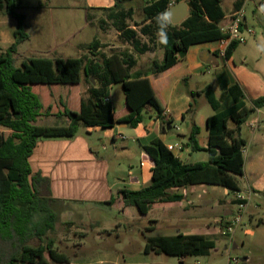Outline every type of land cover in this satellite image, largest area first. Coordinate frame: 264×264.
<instances>
[{"label":"trees","instance_id":"16d2710c","mask_svg":"<svg viewBox=\"0 0 264 264\" xmlns=\"http://www.w3.org/2000/svg\"><path fill=\"white\" fill-rule=\"evenodd\" d=\"M145 1L148 5L144 8L143 20L149 23L143 25L140 32L147 36L153 47L141 43L137 33L128 27L127 19L131 17L129 12L116 5L110 9L109 15L122 36L132 41L134 51L139 54L155 48L164 51L163 61L153 64L151 71L154 74L175 66L192 45L224 38L219 27L220 21L226 16L221 0ZM182 1L188 3L191 14L181 24L172 25L170 6ZM245 1L238 0L235 3V12L243 9ZM21 4L22 0H0V11L18 22L17 30L13 33L14 43L0 54V127L6 128L0 137V264H71L66 254L52 249L49 244L53 241L50 235L57 229L58 216L52 208L49 180L32 172L30 157L33 150L44 138H72L81 128H112L115 109L113 102H106L105 98L109 94L108 88L113 84H124V95L131 113L123 122L132 127L142 122L148 108H153L159 117L163 110L148 95L145 87L147 82L139 79L147 76V72L132 73L136 61L128 53L99 61L87 57L23 58L18 46L29 36L25 31V15L19 12ZM160 34L163 37L158 40ZM97 43L88 48L92 49ZM239 45L238 42L229 44L224 54L226 60L231 59ZM90 78L95 83L90 82L88 95L81 98L79 112L70 109L64 96L60 95V88L52 90L53 86L82 85L83 79ZM43 88H51L47 97L55 102L58 110L52 105L45 106ZM202 94L215 111L207 121L208 145L206 149L200 148L197 140L200 129L194 124L189 144L192 151H206L208 160L185 163L161 140H154L144 148L154 163L152 182L139 191L120 190L124 208L134 207L144 216L156 204L184 199L181 195L170 194L169 190L195 185L220 186L231 190L233 194L241 192L238 178L244 174L242 148L247 142L240 133L250 117L264 107V95L253 100L250 105L237 84L231 85L219 99L210 87L204 91L191 92L194 98ZM226 100L228 104H225ZM194 112L196 109L191 105L188 113ZM51 117H67L70 123L67 126H54L47 122ZM171 123L167 122L168 125ZM231 123L233 127H230ZM37 242L40 244L35 245ZM215 248V241L204 235L179 233L148 237L145 252L191 258L206 257Z\"/></svg>","mask_w":264,"mask_h":264},{"label":"crops","instance_id":"0c3cea01","mask_svg":"<svg viewBox=\"0 0 264 264\" xmlns=\"http://www.w3.org/2000/svg\"><path fill=\"white\" fill-rule=\"evenodd\" d=\"M127 1L129 0H122L121 2H117L116 0H89L85 4L84 9L89 13L91 19L90 24L87 23L89 27L88 34L91 36L93 32L94 36H92V40L84 44L88 54H82L81 57L99 61L123 52L132 55L136 61L132 73L147 72V76L139 79L147 82L145 87L148 95L154 98L156 103L161 107L163 110L162 116L159 117L157 112L150 107L143 114L142 122L137 127H132L129 123L123 122L131 113L128 109L127 99L123 95L122 101L117 102V104H122L123 108L119 109L118 112L115 110V122L113 127L110 128L112 130L110 135L112 144L110 146L99 148L100 146L96 143L94 139L95 133L99 135L101 130H103L99 127L81 128L76 136L72 138H44L38 142L30 157L32 172L40 174L49 180L51 197L53 199L52 208L58 216L57 225L62 224L65 226L66 231L70 230V233H87L85 229L92 228L94 230L91 233L97 235L99 240H103L104 236L100 235L101 232L106 231L112 235L115 230L114 228H117L120 232L123 229V224H126L128 227L135 224L134 227H129V232L127 233L135 235L139 231L138 235L144 240V246L140 247V250L147 256L156 255L153 252L148 254L145 252L146 239L148 237L173 236L179 233L184 235L195 234L204 235L210 240H214L216 244V240L222 236L220 228L227 226V223L231 220L229 217L233 214L232 209L235 208V206H232L233 198H231L228 204L221 197L218 198V195H215L218 198L217 201L213 199L212 196L214 195L211 194L209 188H215L213 192L217 194V186L203 185V188H199L198 186L200 185H195L188 188L169 190L170 194L181 195L184 199L180 202L156 204L144 216L140 213H135L133 211L134 207L124 208L119 191L122 189L139 191L151 184L154 163L144 148L150 146L156 139L161 140L168 148L169 146H173L174 150L172 152L185 162L184 157L190 156L192 152H195L192 151L189 144V137L194 124L200 129V133L197 136L198 145L202 149L207 148L209 136L207 121L215 114V111L211 107L214 111L213 114H202L203 108L199 107H201L206 97L203 94L197 95L196 97L200 98L199 101L196 100V97L191 96V92L204 91L210 87L219 99L223 93L229 90L231 85L237 84L245 95L246 88L243 84L244 81L240 77V73L233 74L230 68V63H233L235 69H238L237 65H235V53L237 49L234 51L231 59L226 60L224 57L225 49L222 47L220 41L195 44L189 48L186 56L175 66L160 74H154L151 71L154 62L163 61L157 60L158 55L156 53L157 51H161L160 54L163 55L164 59V51L160 48H155L153 51L150 50L145 54H139L134 51L132 41L122 36V32L115 28L110 18V9L119 5L124 11L129 12L131 16L127 19L128 27L137 33L141 43L149 44L147 36L140 32L141 27L149 23V21L144 23L143 20V11L148 2L142 0L144 5L141 7L140 13L137 12L134 4L127 3ZM223 1L221 0V6ZM237 1L231 0L229 12L226 13L224 11L226 16L220 21V29L231 23ZM248 3L259 8L264 7V0H246L243 6L244 11ZM56 7L65 10L78 6L68 3L50 4L47 8L30 17V20L24 14L25 31L29 38L18 46V52L23 58L71 59L74 58L72 56L74 52L80 49L77 38L80 31L82 32L84 28L83 30H79L77 25L73 23L72 16L70 22L67 23L65 32H62L56 38L53 22L50 20L53 18L51 11ZM17 27L18 22L14 17L5 15L0 11V54L5 52L14 43L13 33L17 30ZM250 29L245 16L243 30L249 31ZM109 30H114L118 40L120 39L125 42L124 45L131 47L132 51H120L119 53L108 51L116 48V45L108 46L107 44L110 42L107 39L102 40V38L108 36ZM162 37L163 35H158V40ZM96 41L98 43L94 44L92 49H89V45ZM110 44L114 45V43ZM149 46L153 47L152 44H149ZM123 47L126 48V46ZM147 56L151 57V61L144 59ZM91 80L94 81L93 78H90ZM76 87L79 88V92L74 95L75 108L69 107L72 111L79 112L84 88L82 85ZM115 87H117L116 90H114ZM52 88V90H55L59 87L53 86ZM49 89H42L43 100L45 99L44 104L45 106L52 105L58 110L55 102L47 97L51 91V88ZM108 89L113 103V97L117 91L121 90L124 94L123 83L113 84ZM71 94V89H68L66 94L61 91L60 95L68 96ZM255 99H250L251 102L248 104H251ZM65 101L68 104L67 100ZM191 105L196 109V112L189 114ZM205 120L206 128L202 127V123ZM168 121L172 123L168 125ZM69 123L70 121L67 120V125ZM180 123L188 129V132H182ZM49 124L54 125L53 123ZM169 126L171 127L170 129H168ZM164 127L166 128L165 130ZM128 128H130V135L122 131ZM174 129L176 130V136L172 135ZM5 130L6 128L0 127V137ZM203 130H206L204 131L207 134L206 136H202ZM202 138L204 140L201 141ZM119 141H123V143L118 144ZM180 147L182 148L181 151L179 150ZM138 159H140L139 167L135 168L134 164H130L128 173L121 167V164L124 162L134 163ZM249 187L256 195L264 191L263 184L252 186L249 183ZM200 189H203L204 196L198 194ZM225 190L227 194L231 193V190ZM247 205L248 208V202ZM113 207H117L123 214V221L115 224L111 220H105L104 217L102 221L99 220V215L103 214L106 210L113 209ZM219 207H223L226 219L220 218L218 211H216ZM253 211L255 210L253 209ZM149 217L151 225L146 226L144 220ZM85 218L88 222L85 221ZM210 218H213V220L210 221ZM250 218L253 219L252 221L256 220L252 215ZM259 227L257 221L255 228L252 229L250 234V242L256 247L264 245V231L259 237L255 231ZM111 237L108 236V239L111 240ZM119 239L120 237L112 241L117 242ZM106 249L109 250L110 248ZM108 256L114 260L118 259L117 254L114 252L108 253ZM187 259L188 257H181L180 261L182 264H186ZM239 261L241 264H264L263 257H248L245 258L244 263H242V259Z\"/></svg>","mask_w":264,"mask_h":264},{"label":"rangeland","instance_id":"374dc122","mask_svg":"<svg viewBox=\"0 0 264 264\" xmlns=\"http://www.w3.org/2000/svg\"><path fill=\"white\" fill-rule=\"evenodd\" d=\"M88 1L89 0H22L19 12L26 14L30 20V17L34 16L39 11H42V9L47 8V6L50 4L53 5L55 3H68L73 6L77 5L78 7H73L72 9L61 10L57 7L52 9L51 15H53V18L50 20L53 22L56 38L59 34L65 32L67 23L70 22L71 16L73 18V23L77 25L79 30H83L84 28L82 32L80 31L77 38V43L80 45V49L75 51L74 55H72L74 58H78L81 57L82 54H88L84 44L92 40V36H94L93 32L91 36L88 34L89 27L87 26V23L90 24L91 19L89 13L84 9V6ZM230 2L231 0H224L222 3V7L226 13H228L231 8ZM127 3L134 4L137 8V12L141 13V7L144 5L142 0H129ZM245 14L251 29L249 31L243 30L246 43L240 44L235 53V65H237L238 69H235L233 63H230V68L232 69L233 74L240 73V77L244 81L242 82L246 88L245 100L247 103H250L252 99L264 95V7L259 8L251 3H248L245 8ZM107 35L108 36L106 38L101 37L102 40L107 39L108 42L114 43V45L108 43V46L116 45V48L108 51H115L117 53L120 51H132L131 47L124 45L125 42L121 41L120 39L118 40L114 30H109V34ZM123 46H126V48ZM160 53L161 51H157L156 53L158 55L157 60L162 61L163 55ZM144 59L151 61L150 56H147ZM90 82L92 81L83 79L82 87L84 88V97L88 95ZM59 88L60 89L58 90L62 92L66 91L68 88L71 89L72 94L68 96L65 95L63 98L67 100L70 107L75 108L74 95L79 92V88L76 86H60ZM116 89L117 87L114 88V90ZM34 92H37V90H34ZM196 100L200 101V98L196 97ZM228 103L229 102L226 100L225 104ZM113 105L116 112L123 108L122 104H117V102H114ZM226 107L227 106H224L223 108ZM199 108H203L202 114L204 115L214 113L207 99L204 100L201 107ZM260 112L261 117H264V107L260 109ZM256 117L257 114H254L248 121L251 123V121H254ZM67 120V117H51L47 119V122L53 123L56 126H67ZM181 124L182 123H180V129L182 132H188V129H186L185 126H182ZM202 127L206 128V120L202 123ZM230 127H233L232 123L230 124ZM122 131L127 135H130V128L126 130L123 129ZM204 131L206 130H203L202 136L207 135ZM111 132L112 130L108 128L101 130L99 135H96L95 133L94 139L100 146L99 148H102L103 146H110L112 144L110 136ZM172 135L176 136L175 129L172 131ZM240 136L247 142V152L243 155L244 174L238 178V182L241 186L242 194L246 195L249 207L243 215L241 225L236 228L234 232H229L226 227L220 228L222 236L216 240V249L212 251V254L209 257H191L186 260V264H228L229 258H238V260L248 257L264 258V245L261 247H256L250 242V234L252 229L255 228L256 222L258 221V225L260 223H264V191L263 193L256 195L249 187V183H251L252 186H255L256 184L264 185V125H262L260 131L253 133L247 124H245L242 127ZM202 140L204 139L202 138L201 141ZM121 143H123V141L118 142V144ZM184 160L187 163L206 162L208 160V153L206 151H195L192 152L190 156H185ZM130 164H134L135 168H137L139 167L140 159L134 163H122L121 167L126 170V173L129 172ZM198 187L203 188L204 186L200 185ZM209 189L211 194L214 195L211 196L215 201L221 197L226 201V204H228L231 198H233L232 206H235V208L232 209L233 214L229 217L232 219L238 210L237 205H235L236 200L234 199V194H227V191L220 186H217L216 188V190H218L217 194L213 192V189L215 188ZM198 194L204 196L203 189H200ZM215 195H218V198H216ZM253 209L255 211H253ZM133 211L137 214L139 213L136 208H133ZM216 211H218L221 219L227 218L225 217L223 207H219ZM249 215H252V217H254L256 220L252 221L253 219L250 218ZM103 217L105 220H111L115 224H118L124 220L123 214L117 207H113V209L108 211L106 210L103 212V214L99 215L98 218L102 221ZM149 220L150 217L144 220V224L146 226L151 225ZM209 220L212 221L213 218H210ZM85 221L88 222L86 218ZM144 224L143 226H145ZM134 226L135 224L129 227ZM129 227L126 224H123V229H121L120 232L117 230V228H114L115 230L113 231L112 235L108 234L106 231H103L100 233V235L104 236V239L99 240L97 235L91 233L94 230L92 228H86L85 232L87 233H70V230L66 231L65 226L58 224L56 232L53 235H50L51 238H53V241L49 244L52 249H57L59 252L66 254L70 259L71 264H182L180 258L178 257L166 255H144L143 251L140 250V247L144 246L143 238L138 235L139 231L137 234L135 233V235L127 233L129 232ZM255 231L259 237L264 231V225L260 226ZM108 236H112L111 240L108 239ZM118 237H120V239L117 242L112 241L116 240ZM130 241L132 242L130 243ZM34 244L38 245L40 243L37 242ZM106 248L110 249L107 250ZM106 252L107 254H105ZM110 252L116 253L118 259L114 260L109 258L108 253ZM47 258L49 259L48 255Z\"/></svg>","mask_w":264,"mask_h":264},{"label":"built area","instance_id":"2783aa9c","mask_svg":"<svg viewBox=\"0 0 264 264\" xmlns=\"http://www.w3.org/2000/svg\"><path fill=\"white\" fill-rule=\"evenodd\" d=\"M244 21H245V11L244 9H241L239 11L234 12L231 18V23L228 26L223 27L221 29V32L223 33L224 38L220 40V43L222 47L225 49V51L227 47L229 46V44L232 42H238L240 44L246 43V38L244 37L243 31H242V28L244 26ZM105 101L112 102V96L108 94L107 97L105 98ZM255 114H257V117L255 118V120L251 121V123L249 121H248L249 123L248 122L246 123L253 133L260 131L262 125H264V117H261V112L259 109L256 111ZM168 149L170 151H173L174 147L169 146ZM179 150L181 151L182 148L180 147ZM246 152H247V148L245 146L242 148L243 155L246 154ZM234 196H235L234 199L238 202L237 204L238 210H237L236 215L233 216V218L227 223L226 228L229 232H234V230L241 225L243 215L248 209L247 208L248 200L246 198V195L242 194V192H238V193H235ZM228 264H241V263L237 258H231Z\"/></svg>","mask_w":264,"mask_h":264},{"label":"water","instance_id":"95a60500","mask_svg":"<svg viewBox=\"0 0 264 264\" xmlns=\"http://www.w3.org/2000/svg\"><path fill=\"white\" fill-rule=\"evenodd\" d=\"M191 13V8L189 7L188 3L186 1L179 2L177 4H174L169 9L170 19L173 25H178L182 21H184ZM92 83H94L93 80H91ZM123 91L119 90L115 93L113 97L114 102H120L123 99ZM126 126V125H125ZM171 127L169 126L168 129ZM245 262V259H242V263Z\"/></svg>","mask_w":264,"mask_h":264}]
</instances>
